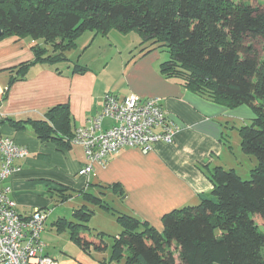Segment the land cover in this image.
Returning a JSON list of instances; mask_svg holds the SVG:
<instances>
[{"label": "trees", "instance_id": "obj_1", "mask_svg": "<svg viewBox=\"0 0 264 264\" xmlns=\"http://www.w3.org/2000/svg\"><path fill=\"white\" fill-rule=\"evenodd\" d=\"M112 30L136 33L140 53L165 50L163 78L222 107L250 108L254 119L239 134L242 152L257 165L248 180L232 170L211 169L210 193L195 206L164 215L162 233L122 214L116 217L117 237L92 231L94 212L86 205L72 212V220L54 222L55 232H68L69 241L88 255L105 251L111 240L110 261L124 264H264V60L252 45L264 43V0H0V40L43 44L33 48V61L16 67L21 79L32 65L67 62L66 52L84 33L105 36ZM26 124L40 141L71 147L67 105L50 108L39 120L11 122L16 130ZM111 188L121 195L120 187ZM63 192L61 202L68 200ZM80 195L110 211L101 199Z\"/></svg>", "mask_w": 264, "mask_h": 264}, {"label": "crops", "instance_id": "obj_2", "mask_svg": "<svg viewBox=\"0 0 264 264\" xmlns=\"http://www.w3.org/2000/svg\"><path fill=\"white\" fill-rule=\"evenodd\" d=\"M86 33L66 52L68 61L60 63L64 68L57 67L58 64H35L22 79L16 67L33 61V48L42 47V42L17 37L0 40V139L10 138L28 151L26 157L14 162L18 170L4 186L10 189L8 196L20 215L43 211L47 213L45 223L52 216L56 220L51 224L59 219L70 221L72 217L69 219L67 215L72 216L74 210L86 205L94 212L88 226L96 232L117 237L121 228L116 217L122 214L144 221L162 233L164 215L195 206L210 193L211 169L220 167L235 173L233 153L225 137L236 117L242 121L254 116L244 111V107H222L189 92L177 80L163 78L159 73L162 60L158 50L145 49L140 53L143 47H139L138 35L130 38V33L122 35L114 30L105 36ZM96 46L103 52L92 57ZM47 49L50 54V48ZM114 54L117 57L113 60ZM107 94L160 99L166 117L178 127L173 143H155L146 153L122 148L104 163L93 164L88 177H80L78 171L87 164L81 147L71 145L64 150L54 142L37 139L28 124L21 130L11 125L16 121L42 119L50 108L67 105L75 130L101 111ZM112 124L104 120L102 128ZM115 185L120 187L122 197L119 188H111ZM61 191L68 195L65 202H61ZM80 193L101 199L110 211L89 207ZM49 233L61 235L52 227ZM64 233L68 236V232ZM44 235L47 234L43 229L45 254L58 264H112L109 245L105 251L90 255L79 249L75 259L49 255Z\"/></svg>", "mask_w": 264, "mask_h": 264}, {"label": "built area", "instance_id": "obj_3", "mask_svg": "<svg viewBox=\"0 0 264 264\" xmlns=\"http://www.w3.org/2000/svg\"><path fill=\"white\" fill-rule=\"evenodd\" d=\"M104 120L112 121V126L103 129ZM177 128L166 117L158 98H119L107 94L101 111L73 132L70 143L82 148L87 161L78 176L88 177L93 164L104 163L122 148L146 153L155 143L172 144ZM27 155L28 151L10 138L0 139V264H58L45 254L41 240L47 213L35 210L29 216L20 215L8 196L10 189L4 186L18 170L14 162Z\"/></svg>", "mask_w": 264, "mask_h": 264}, {"label": "rangeland", "instance_id": "obj_4", "mask_svg": "<svg viewBox=\"0 0 264 264\" xmlns=\"http://www.w3.org/2000/svg\"><path fill=\"white\" fill-rule=\"evenodd\" d=\"M86 35H89V33H86ZM136 33H130L129 37H137ZM252 45L254 46L255 51L257 52V54L259 55V57L261 59L264 60V43L260 40H256L254 42H252ZM100 48H98L97 46L92 50L93 54L92 57L97 56L98 52H103V50L98 51ZM105 52V51H104ZM160 55V59L163 61L168 60V53L165 50H161L157 52ZM107 55H110V52L107 53ZM129 57V54L125 55ZM117 57V54L113 55V60ZM110 63L111 60H110ZM59 68H64L65 66L63 64H58ZM244 107V108H243ZM239 108H243L245 109L244 111H247V113H251L253 116V112L250 108H248L247 106H240ZM238 108V109H239ZM246 113V112H244ZM247 115V114H246ZM252 119L248 120V117H246L244 120L241 121L240 117H236L233 122L230 124V128L227 131V137H225L226 139V144L227 147H229V149H231L232 151V155H233V164H234V171L235 174L237 176H239L242 180H248L250 178V171L253 170L256 165H257V161L254 158V156L251 155H247L244 154L241 150V138H240V134H239V130L241 127L246 126V125H250ZM230 169V168H228ZM228 171V170H226ZM73 206H76V204H73ZM94 205L91 204L89 205V207H93ZM96 208V207H94ZM67 218H71V215H67ZM73 219V218H72ZM56 220L55 216H52L46 223L44 226V232L47 235H44V240L45 243L48 245L47 248V252L49 253V255H56V254H61L62 256L65 255L67 257H71L75 259V255H77V253L79 252V248L76 247L73 243H71L68 239V236L66 233L61 235L56 236H51L49 233V230H51V227L54 228L52 226V222ZM71 220V219H70ZM89 227V226H88ZM91 229V228H90ZM262 229V228H261ZM92 231H94L93 229H91ZM96 232V231H95ZM56 235V234H53ZM48 236V239H46ZM107 241V240H106ZM112 244L111 240L108 241V245ZM88 254V253H86ZM175 257H177V255L175 254ZM119 262H112V264H118ZM123 263V261H121L119 264Z\"/></svg>", "mask_w": 264, "mask_h": 264}]
</instances>
